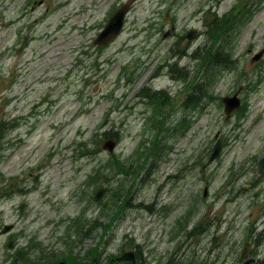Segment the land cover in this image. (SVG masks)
Here are the masks:
<instances>
[{
  "label": "rangeland",
  "instance_id": "1",
  "mask_svg": "<svg viewBox=\"0 0 264 264\" xmlns=\"http://www.w3.org/2000/svg\"><path fill=\"white\" fill-rule=\"evenodd\" d=\"M28 1L0 0V264H264V0ZM248 1L232 68L193 108L195 52L225 36L211 16ZM127 4L121 35L95 44Z\"/></svg>",
  "mask_w": 264,
  "mask_h": 264
},
{
  "label": "trees",
  "instance_id": "2",
  "mask_svg": "<svg viewBox=\"0 0 264 264\" xmlns=\"http://www.w3.org/2000/svg\"><path fill=\"white\" fill-rule=\"evenodd\" d=\"M260 5H257L254 8V3L248 1L247 3H243L242 5H240V7L235 8L234 10H232L230 13L226 14L223 17H217L216 14L211 16L212 20H210L209 22V24H211L209 26L211 29L210 31L219 34L221 37L223 35L225 36L222 38L223 42L220 40V44L217 51L211 49L214 52L212 58H209V54L206 51H202L198 49L195 52L196 57L200 56L201 58H203L202 65L205 71L202 73L197 72L196 75L197 79L200 80L202 78V81L198 83L193 93L187 99L188 103L190 102L193 105V108L198 107L201 101L205 100L207 97L209 100L214 99V96L210 93V90L213 89L214 86L215 77L218 75L215 74L214 71L220 69L224 70L226 68L228 69L232 68V62L229 59V56L227 55L228 54L227 52L229 51L227 48L229 47L232 48V44L230 43V39H228V36L230 33L237 30V28L239 29V27L241 26L239 22L240 20H238L237 17L235 18V14H238L237 11H239L238 15H246L250 11L252 13L257 12L258 10H256V8L257 9L260 8ZM205 54H207V56ZM201 55L204 56L202 57ZM261 64L263 63L261 62ZM259 83H261V81ZM144 90L147 91L148 89H144ZM108 137H111L110 134L105 133V138ZM16 263L17 261L15 260L13 264Z\"/></svg>",
  "mask_w": 264,
  "mask_h": 264
},
{
  "label": "water",
  "instance_id": "3",
  "mask_svg": "<svg viewBox=\"0 0 264 264\" xmlns=\"http://www.w3.org/2000/svg\"><path fill=\"white\" fill-rule=\"evenodd\" d=\"M131 4H127L121 9H119L115 15L109 20L107 25L105 26L104 30L101 32V34L98 36L97 39H95V44L99 45H107L111 41L118 38L126 23L127 14L130 12ZM194 34L190 35L189 37L192 39V36ZM263 53L257 55L253 62H258ZM222 102L225 106V114H226V120H230L231 116L238 111L241 108L242 102L239 98V93H237L234 97H226L222 99ZM118 143L113 140H107V142L104 143L103 149L104 151H107L109 153H113L117 148ZM223 150V140L220 139L217 144L214 147L213 153L209 159V163H212L214 160L218 159V157L221 155ZM259 173H264V155L259 163ZM104 188H100L95 195V201H99L103 194L105 193ZM208 196V190L205 189L204 197ZM12 229L11 226L7 227L5 229V232H8ZM119 262L124 263H132L135 264L137 262L136 255L134 252H126L121 257L118 258ZM254 260H250L246 262L245 264H254ZM57 264H66L65 262L57 263Z\"/></svg>",
  "mask_w": 264,
  "mask_h": 264
},
{
  "label": "flooded vegetation",
  "instance_id": "4",
  "mask_svg": "<svg viewBox=\"0 0 264 264\" xmlns=\"http://www.w3.org/2000/svg\"><path fill=\"white\" fill-rule=\"evenodd\" d=\"M1 1H3V0H1ZM16 1H18V0H16ZM41 2V4L42 5H40V6H43V4H44V0H39V3ZM34 5H37V2H36V0H34V3H33ZM2 8H4V7H2ZM35 9H36V7L35 6H33L32 7V12H34L35 11ZM49 10V9H48ZM250 53H252V50H250ZM255 57V56H254ZM261 62L263 63L264 62V54H263V56L261 57V59H260V61L259 62H256V63H254V64H252L253 65V67L254 68H257V67H259L260 65H261ZM245 79V78H244ZM244 90H245V87H240L239 88V92H240V95L242 94V92H244ZM237 91V92H238ZM260 122V121H259ZM258 122V123H259Z\"/></svg>",
  "mask_w": 264,
  "mask_h": 264
}]
</instances>
